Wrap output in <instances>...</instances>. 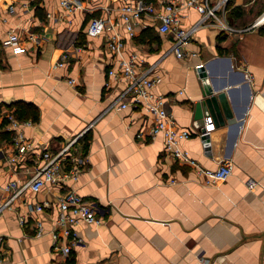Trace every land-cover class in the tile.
<instances>
[{
	"label": "crops",
	"instance_id": "crops-1",
	"mask_svg": "<svg viewBox=\"0 0 264 264\" xmlns=\"http://www.w3.org/2000/svg\"><path fill=\"white\" fill-rule=\"evenodd\" d=\"M124 1L83 0L86 9L68 15L60 0H0V200L10 194L1 189L5 182L27 180L74 137L68 153L83 159L75 180L47 182L37 192L27 188L0 212L2 264L63 259L52 248L63 184L98 202L104 217L99 225L78 223L82 242L72 246L69 264H264V25L234 33L199 26L184 55L176 57L172 35L160 33L149 13L142 12L128 34L119 17ZM246 2L233 4L244 9L239 17H230L229 6L231 24L252 20H246ZM180 12L184 26L200 15L191 8ZM92 15L119 22L123 56L135 54L151 68L153 90L167 97L179 128L199 131L210 116V153L195 132L180 145L206 168L230 161L232 173L225 180L204 183L202 175L164 150L161 133L150 135V112L118 106L128 99V93L118 99L126 82L108 74L115 57L105 47V32H85ZM146 29L150 35L142 38ZM65 30L75 32L82 47L78 57L71 54L56 66ZM13 32L19 35L18 50L5 43ZM28 32L37 34V41L28 39ZM223 84L236 122L215 125L211 114L196 117L194 104L203 90ZM18 103L34 106L37 117H16L28 121L20 128L32 149L10 161L14 146L4 131L11 135L14 128L5 114H14ZM247 178L257 180L251 189ZM43 201L49 206L29 211L30 204ZM36 221L44 228L39 235ZM67 239L62 236L61 242Z\"/></svg>",
	"mask_w": 264,
	"mask_h": 264
},
{
	"label": "built area",
	"instance_id": "built-area-1",
	"mask_svg": "<svg viewBox=\"0 0 264 264\" xmlns=\"http://www.w3.org/2000/svg\"><path fill=\"white\" fill-rule=\"evenodd\" d=\"M231 0H125L120 5V20L129 35H133V25L141 17L142 12L149 13L152 19L157 21V29L160 33L171 34V50L176 57H182L185 52L187 42L192 33L203 25L215 26L221 32L234 33L257 29L264 25V7L260 9L252 20L241 26L233 25L227 18ZM61 6L68 15H73L76 11L86 9L83 0H60ZM195 9L200 14L199 18L188 26L181 23V9ZM10 12H13V5L9 6ZM118 21L112 20L109 16L92 15L86 21L85 32L89 36H97L105 32V47L111 52L115 61L109 66L108 74L111 78L124 80L125 89L121 92L118 99L122 100L123 95L127 93V100L119 102V107L131 105L142 108L150 112L152 123L149 128L151 136L161 133L164 138V150L171 154L176 160L191 166L198 174L203 176V182L213 184L225 180L232 173V164L230 161H221L217 167L210 169L202 166L188 150L182 148L180 142L189 138L192 132L202 134L201 130H191L189 128H179L176 125L173 113L167 106V97L161 93H156L153 88L155 79L150 76V67L145 68L142 60L135 54L124 57V38L116 29ZM112 29V31H111ZM115 29V30H113ZM61 43L64 45L60 53L56 66L63 65V62L71 54L78 57L81 45L77 44V34L71 30H65L61 34ZM27 38L37 41L38 35L34 32H28ZM19 35L10 33L5 40L6 44L13 45L16 50L21 46L18 43ZM202 63H197L199 67ZM69 83H75L74 78L68 79ZM117 99H115L116 101ZM9 128H14L11 134V143L14 146L13 155L8 156L10 161L20 158L31 148V141L28 140L20 128V124L28 121H19L13 112L5 114ZM208 122L206 131L213 127L210 116H207ZM76 137L68 140L53 155L49 156L43 164L38 166L27 180L11 179L5 182L1 189L10 194L4 200H0V212L18 197L24 190L37 192L44 184L53 182L65 183L68 180H75L79 171V163L82 158L73 153H68ZM67 161H72L71 166ZM245 183L249 189L253 188L257 180L247 178ZM63 190L57 196L58 213L55 218V229L52 231V248L60 252L64 257L62 260L53 264H69L68 257L73 245L82 242V237L77 230L80 222L86 224H101L104 222L103 215L100 214L102 208L98 202H94L84 195L80 194L75 188L63 184ZM49 206V201L35 202L29 205V211H42L44 206ZM29 215L22 214L19 219L24 222ZM36 233L39 235L44 231L40 221H36ZM61 236V237H60ZM62 236L68 239L61 242ZM3 263L2 247L0 243V264Z\"/></svg>",
	"mask_w": 264,
	"mask_h": 264
},
{
	"label": "water",
	"instance_id": "water-1",
	"mask_svg": "<svg viewBox=\"0 0 264 264\" xmlns=\"http://www.w3.org/2000/svg\"><path fill=\"white\" fill-rule=\"evenodd\" d=\"M226 85L220 87L209 88L203 90L202 97L195 104V116L202 118L203 115L211 114L215 125L226 123H235L236 118L228 100V90H225ZM202 145L207 153H210V135L205 127H201Z\"/></svg>",
	"mask_w": 264,
	"mask_h": 264
},
{
	"label": "trees",
	"instance_id": "trees-1",
	"mask_svg": "<svg viewBox=\"0 0 264 264\" xmlns=\"http://www.w3.org/2000/svg\"><path fill=\"white\" fill-rule=\"evenodd\" d=\"M263 7H264V5H261V8L260 9H262ZM243 13H244V9L241 6H238V5L237 6H233V8L230 9V17L231 18L242 16ZM149 35H150V32L147 31V29H146L142 33V38L148 37ZM14 114H15L16 117H18V119L19 118L20 119H23V118H32V119H35L37 117V110L31 104H28V103H18L17 106H16V108H15V113ZM4 132H5V137H7V138L9 137L8 139H11L10 133L7 130L4 131ZM0 135H2V134L0 133Z\"/></svg>",
	"mask_w": 264,
	"mask_h": 264
},
{
	"label": "rangeland",
	"instance_id": "rangeland-1",
	"mask_svg": "<svg viewBox=\"0 0 264 264\" xmlns=\"http://www.w3.org/2000/svg\"><path fill=\"white\" fill-rule=\"evenodd\" d=\"M242 1H247L246 5H245V8H246V13L248 14L247 15V18L246 20L250 17H253L254 14L261 8V5H264V0H242ZM233 4L235 5L236 4V0H231L230 1V6L232 7Z\"/></svg>",
	"mask_w": 264,
	"mask_h": 264
}]
</instances>
